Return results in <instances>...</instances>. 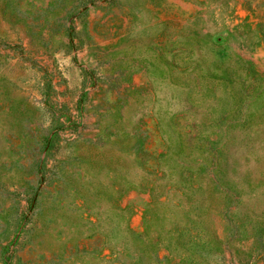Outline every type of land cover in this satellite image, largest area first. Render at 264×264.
<instances>
[{"label":"rangeland","instance_id":"1","mask_svg":"<svg viewBox=\"0 0 264 264\" xmlns=\"http://www.w3.org/2000/svg\"><path fill=\"white\" fill-rule=\"evenodd\" d=\"M0 264H264V0H0Z\"/></svg>","mask_w":264,"mask_h":264}]
</instances>
